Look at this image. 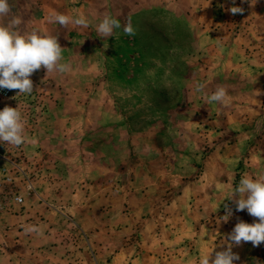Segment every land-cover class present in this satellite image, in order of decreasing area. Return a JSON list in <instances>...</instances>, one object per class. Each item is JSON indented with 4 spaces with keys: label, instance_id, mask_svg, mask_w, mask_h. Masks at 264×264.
Segmentation results:
<instances>
[{
    "label": "rangeland",
    "instance_id": "obj_1",
    "mask_svg": "<svg viewBox=\"0 0 264 264\" xmlns=\"http://www.w3.org/2000/svg\"><path fill=\"white\" fill-rule=\"evenodd\" d=\"M8 3L11 12L0 23L19 17L21 34L38 30L57 35L61 62L72 68L61 74L41 67L30 76V95L0 96V110L19 107L25 135L35 141L19 147L0 143V151L26 175L16 176V190L27 194L31 206L34 202L65 212V223L54 225L68 241L69 236L75 240L71 264H113V250L120 245L128 247L123 264H199L212 248L214 257L231 243L227 236L238 221L258 222L225 198L241 179L264 177V0H210L208 7V0ZM233 6L243 8V13L233 15ZM55 13L83 14L90 25L50 23ZM106 15L121 25L108 38L96 31ZM129 19L134 36L123 30ZM198 84L204 85L202 92L195 91ZM218 86L228 90L227 106L207 102ZM69 155L79 159L71 162ZM87 155L108 158L105 177L87 176L90 168L95 171L101 164L96 159L88 163ZM157 169L169 170L171 176L158 179L160 186L142 189L148 190L147 204L132 192L133 200L113 208L118 194L126 198V187L133 191L136 177ZM28 182L34 191H27ZM100 183L104 191L97 188ZM181 186L187 187L185 196ZM103 193L105 199L110 197L111 208L101 204ZM88 204L106 220L101 233L112 240L107 249L103 244L86 246V233L71 213ZM224 204L233 210L227 223L219 221ZM24 210L16 206L0 216V264H10L12 251L22 257V227L12 230L8 222L19 223ZM193 212L201 214L200 232L181 228ZM153 217L170 219L174 228H164L160 235L170 241L158 242L147 220ZM178 227L183 238L174 232ZM232 251L240 257L233 264H264V243L254 247L242 242ZM141 252L149 257L135 260Z\"/></svg>",
    "mask_w": 264,
    "mask_h": 264
},
{
    "label": "clouds",
    "instance_id": "obj_2",
    "mask_svg": "<svg viewBox=\"0 0 264 264\" xmlns=\"http://www.w3.org/2000/svg\"><path fill=\"white\" fill-rule=\"evenodd\" d=\"M209 4L210 0L206 7ZM229 11L235 15L242 14L244 9L233 6ZM10 12L11 7L8 0H0V18L7 16ZM49 22L58 23L62 27L74 24L87 28L90 25V21L83 14L73 17L55 13L49 16ZM21 23L22 20L19 17H13L6 25L0 23V88L17 89L19 94L30 95L33 92V81L30 76L41 67L46 70V73L56 71L61 74L69 73L72 68L69 63L61 62L63 48L58 42L57 35L42 34L38 30L21 34L17 31ZM120 27L117 19L106 15L97 25L96 31L101 36L108 38L113 36L115 29ZM123 30L129 36L136 34L131 19L128 20ZM203 88V84H198L195 91L202 92ZM230 99L228 90L224 86H218L215 92L207 96L208 103L215 102L225 106L230 103ZM25 124L26 121L23 119L19 107L5 106L3 110H0V143L7 142V145L16 147L26 142L34 143L35 141H30L25 135ZM225 199L235 203L236 211L247 210L249 215L258 218V222L249 224L242 220L238 221L227 236V240L231 243H228L224 250L216 251L214 257L212 256L214 248H212L200 258L199 264H233L234 261L240 259L239 255L232 251L233 246H240L242 242H251L254 247L264 243V177L241 179L239 185L233 187ZM17 200L22 202L20 197ZM220 205L216 206L215 211L219 209ZM223 207L225 214L220 217L219 221L227 223L233 210L228 204H224ZM24 231L26 234H41V230L36 226H28Z\"/></svg>",
    "mask_w": 264,
    "mask_h": 264
},
{
    "label": "crops",
    "instance_id": "obj_3",
    "mask_svg": "<svg viewBox=\"0 0 264 264\" xmlns=\"http://www.w3.org/2000/svg\"><path fill=\"white\" fill-rule=\"evenodd\" d=\"M65 5L67 6V4ZM94 128H95V125L94 123H92L90 129H94ZM74 142H79V141L70 140V144H75ZM68 159H70L71 162L73 161L75 162V160L79 159V156L76 155V157L73 158L72 155H69ZM94 159H96L97 163H101V164H98V166L100 167H98L95 171H91L90 164H88L87 168H90V169H89V173L87 174V176L97 177L101 179L100 177H105V174L107 172L108 165H105V162H108V158L107 157L105 158V155H102V156H98L97 158H94L92 156V158L89 159L87 155L86 161L88 163L95 164ZM138 168L139 167L137 166L136 169ZM170 176H171V173L169 170L165 173L161 171L160 169H157V170H152L148 172L147 174L142 175L140 179L139 177H136L135 181H138V182L132 185L134 186L133 191L130 186L126 187L124 189V196H126V198H123V196L118 194V196H116V199H114L113 201V208H117L121 206L124 202L127 203L130 200H133L134 197L133 198L130 197L132 192H137L136 193L137 196L142 198L140 202H144L145 204L146 203L145 200L147 197H144V196H146L145 193H148V190H144V192H142V189H144L148 185L149 187L150 185H153V186L156 184L159 185L160 181L158 179L167 178L169 180ZM201 177L202 176L200 175V178ZM148 178H153L157 180L156 181L151 180V182H148V180H146V183H145V179H148ZM102 185L104 184L100 183L97 188L99 190L102 189L104 191V187H101ZM186 188L187 187L185 186L184 187L181 186L180 188V191H182L181 196H185ZM198 193L199 195H201L200 188L198 189ZM26 195L27 194L24 195V201L22 204L14 202L13 208L11 209V211L0 214V216H2V215L11 213L12 211L15 210L16 206L17 207L25 206L24 212L26 215L22 216V218L19 220L20 221L19 223L17 221H16L17 223H15V221L8 222V224L10 225V229L12 230L15 229L16 227L18 228L22 227L19 231L20 233L19 240L22 241V245H23L22 257H20L15 251H12V253L8 255V259L10 260V261L8 260L9 263L10 264H71L74 259H73V253H71L70 250L71 251L73 250L75 240L74 238L69 236V241H68V239L66 238V235H64V232H61L60 229H56L54 225V223L60 224L61 220H63V223H65V220L63 219V218H66L65 212H62V214H60V213L54 212V210H50V209H47L46 207H43V205L41 204L37 205L34 202L32 203L33 206H31V203H30L31 200L30 199L27 200ZM103 196H105V193L102 194L101 204H105L106 207L111 208L112 201L110 197L105 199V197ZM138 202L139 200H136V204ZM201 202L202 200L198 198V205H200ZM168 203H170V201ZM149 204H151V208H154L153 201H150ZM142 207H145V206L142 205ZM96 210L98 211V209H96L94 206L88 204L84 209L82 210L80 209L77 211L74 209L73 211H71V213L74 216V220L77 221V224H80V231H83L86 233L85 235L86 246L88 245L89 247L90 245L91 248L94 249L95 245L103 244L104 248L107 249L106 244L108 242H112V240L111 239L108 240V238L105 237L101 233L102 231L101 228L102 227L104 228L106 224V220L103 215L97 217ZM199 214L200 212L199 213L193 212L192 215L189 216L191 218L188 217L189 219L186 218L184 221H182L183 227L181 226L180 227L186 230H189L192 228L196 230L197 232H200L202 229V225H201V214L200 215ZM147 220L150 221V223L152 224V227L155 228L156 236L159 235L157 238L159 243H161V241L163 242L170 241V238H166L164 236L160 237V235L164 232V228H167L169 231L171 228H174L173 225L170 224V221H169L170 219L165 221L163 218L153 217V219L147 218ZM28 226L38 227L41 230V234H36V233L26 234L24 230ZM180 227L176 228L177 231L174 230V232L175 234H177L178 232L179 233L178 236L180 238H183L181 237L182 233L180 232ZM97 229H101V230L99 232H96ZM121 232H123L122 229H120L119 233ZM127 250H128V247L123 246V245L122 246L120 245L118 246V249L113 250L114 255L112 256V263L113 264H123V260H125L127 256ZM140 257H145V258L149 257V253L147 254V253L141 252V254L135 258V260L139 259ZM140 262L141 261H139V263Z\"/></svg>",
    "mask_w": 264,
    "mask_h": 264
},
{
    "label": "built area",
    "instance_id": "obj_4",
    "mask_svg": "<svg viewBox=\"0 0 264 264\" xmlns=\"http://www.w3.org/2000/svg\"><path fill=\"white\" fill-rule=\"evenodd\" d=\"M19 90H9L0 88L1 97H10L17 95ZM20 175L25 179L24 171L15 163L8 153L0 151V212L9 209L10 205L18 202L17 198L23 197L21 192L16 190V176Z\"/></svg>",
    "mask_w": 264,
    "mask_h": 264
},
{
    "label": "bare ground",
    "instance_id": "obj_5",
    "mask_svg": "<svg viewBox=\"0 0 264 264\" xmlns=\"http://www.w3.org/2000/svg\"><path fill=\"white\" fill-rule=\"evenodd\" d=\"M27 191L28 192L34 191V188L32 187V184L30 182H28ZM22 197H23V201H24L23 194H22ZM23 201L21 203H19V204H22ZM12 208H13V203L10 205L9 209L1 211L0 214L5 213V212H9V211H11Z\"/></svg>",
    "mask_w": 264,
    "mask_h": 264
}]
</instances>
